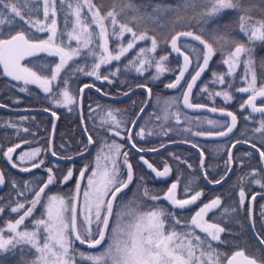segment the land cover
I'll use <instances>...</instances> for the list:
<instances>
[{"label": "snow or ice", "instance_id": "obj_1", "mask_svg": "<svg viewBox=\"0 0 264 264\" xmlns=\"http://www.w3.org/2000/svg\"><path fill=\"white\" fill-rule=\"evenodd\" d=\"M203 2L208 7L201 13V16H214L225 10H235L238 13V29L246 36L248 43L246 45L234 37L231 32H225L222 35L212 37L214 43L217 44V49H214L212 43L203 40L199 35L194 36V39L200 41L206 51L202 54V66L199 65L200 58L198 57V70L195 71L194 75H191L190 82H186L183 103L189 108L204 107V105L191 104L189 95L196 81L207 69L209 61L215 52L219 50L221 55L226 57L222 59L221 63L227 65V72L223 75L213 73V76L216 77L213 82L221 85L225 84V75L233 76L236 69L243 63L242 79L246 82V86L235 89V91L249 93V95L240 107L241 109L250 107L252 112L264 113V107L258 108L256 106L257 98H264V79L261 80V86L257 87L256 65L253 56L254 47L252 46L257 42H264V20H256L250 15L251 9L245 7V0H203ZM27 3L28 0H17V3H9L5 7H9L15 17L23 19L21 7H25ZM75 3L76 7L72 9L75 21L71 31L67 30L68 18L66 15L64 31L58 33L55 18V0H52L51 3V18H49V0H44V21L30 20L28 23L31 28L36 29L38 32L48 33L46 38H37L30 30L28 34L19 31L15 35H9L7 39H0V65H3L4 73L14 80L23 81L25 85H38L45 93H49L53 97L59 94L63 99H56L54 102L57 104L76 102V98L68 92V80L61 77V72L69 61H74V58L80 56L85 49L88 50L86 54L97 58L92 66V71L88 72L87 75L107 80L108 76L101 77L99 75L101 65L110 64L112 61H120L135 47L137 41L150 39L151 47L148 49L140 48L135 56L124 65L125 68L143 72L145 64L149 67L153 66L154 56L149 58V54L155 53L157 48V41L154 37H148L144 33L138 35L128 26V23L119 22L116 18L117 13L114 11L101 14L99 9L91 3V0H75ZM190 3H192V0H185L186 7ZM261 3H264V0H261ZM66 4L69 8L72 7L71 4H68V0H61L62 8ZM85 7L88 15L82 20L81 9ZM128 7L131 11L139 14V8L134 6L131 0H129ZM159 7L157 5L153 11H157ZM26 10L29 13L32 11L31 9ZM131 19L135 21L137 16L134 15ZM3 23V19H0V24ZM93 28L95 31L91 30ZM125 33L131 34V39L126 46L122 43V37ZM110 36L115 37L118 41L115 48L111 50L108 46ZM181 36L191 37L193 33L182 32L172 38L171 48L176 53H180V48L177 47V39ZM73 41L76 43V47H71ZM38 53L57 57L58 62L54 65L33 63L32 67L21 63L26 57H34ZM183 59L184 65L180 69L175 82L166 85V87L177 88L181 80L184 79L191 61L187 55H184ZM166 60L167 57L162 56L155 63L158 74L153 77L154 79L165 71L163 62ZM34 68L39 71H34ZM260 68L264 72V61H262ZM77 70L83 71V69ZM116 71L119 72L120 69L117 68ZM109 75H112V73H109ZM61 84L65 87L60 88ZM54 88L56 89L55 92L53 91ZM227 88L232 89L231 82L228 83ZM22 90L26 91L27 89ZM147 91L150 95L151 89H147ZM212 95L223 96L225 101H230L233 98L227 90L213 92ZM176 102V99L164 100L163 119H168V108ZM157 103H160L159 99ZM142 111L143 109H141ZM211 111L215 112L217 109L212 108ZM220 111L223 112L224 110L221 109ZM54 115L55 113H53ZM226 115L231 117V125L227 126L226 131L217 132L216 135L226 136L235 127L236 116L231 112H227ZM107 117L110 124L115 125V128L109 126L104 129L103 123H101L100 128L107 132H113L115 136H121V132L116 129L120 128L125 122L118 120L112 112H108ZM175 117L179 119V113H176ZM160 118L157 117V119ZM208 123L214 124L216 122L208 121ZM256 131L264 132V121H261L260 127ZM204 134L203 132L196 133V135ZM211 134L209 133V135ZM136 135L142 137L144 135L143 129L137 132ZM87 139L89 144L93 143L91 135ZM127 139H132L131 134L128 135ZM19 147V144L15 147H9L3 155L8 161H11L12 153ZM132 147L135 148V143L132 144ZM123 148L124 145L115 140L109 143L108 137L102 138L101 145L94 157V166L90 168L89 165H84L79 170L74 188L70 190L68 195L46 194L45 190L50 185L57 183L52 168L47 169V180L42 186L33 188L30 182H24L25 191H18L17 195L25 197V200L23 202L17 200L15 206H12L11 202L0 206V214L4 212L5 207H9L11 213L19 214L14 222L7 221L5 227H0V255L5 252L14 254L17 246L28 245L30 246L29 251L34 250V258L30 261V264H264V260L249 257L243 249L237 250L229 256L213 245V242L224 243V241H221L220 234L225 232V229L218 224L207 222L204 217L209 210L221 204L219 197L213 199L210 203L204 204L194 215L186 218L187 223L181 224V221L175 217L174 212H169L165 208L155 206L144 210V204L148 201L156 202L161 199L160 196L151 194V190L145 187L141 193V197L144 199L137 200L133 198L127 203L117 204L118 211L114 214L113 207L118 194H122L123 190L127 189L133 182L132 164L129 162L128 153L122 151ZM253 148H255V145H253ZM138 151H144V149H138ZM152 151H155V149H152ZM40 152L41 149L37 148L31 152L21 153L19 160L35 159L40 155ZM51 154L53 156L57 155L55 151H52ZM82 154L78 153V155ZM259 155L261 163L264 165V151H259ZM62 159L71 160L72 157H63ZM140 160L155 173L156 177L166 178L170 175L171 169L168 166H165L163 171H158L143 156L140 157ZM231 161L232 157L229 152V159L226 164L231 163ZM43 163V160H41L39 164H33L32 167H39ZM12 166L16 167L17 165L13 164ZM201 166H203V160H201ZM188 167H191V165H188ZM23 171H30V169L24 168ZM228 171H231V169H228ZM86 172H89L87 177H85ZM255 174L254 170L253 175ZM204 175L206 176L207 173L205 172ZM72 177L73 170L69 168L67 173L62 175L59 183L66 184ZM140 179L143 180L142 177ZM243 179L244 177H241V180ZM82 182H84L83 188L81 187ZM10 183L14 188L16 187L14 180ZM178 183L179 176L177 182L171 184L163 197L176 208L185 209L194 205L203 195L202 192L197 191L189 199H177L176 189ZM215 183L219 184L221 180H217ZM255 183L259 184L260 180H256ZM4 184V174L0 172V186ZM189 190V185L186 184L183 188V194L188 195ZM29 193L32 194L31 200L27 199ZM244 200L245 192L241 189L239 192L241 206H243ZM26 205L28 206L26 207ZM38 205L42 211L39 216L34 217L33 214L36 212ZM21 211L22 214H20ZM224 211L228 212V209L225 208ZM232 211H235V209ZM114 215L113 226L109 228L110 219ZM261 216L264 217V211L261 212ZM26 220H29L28 224L25 223ZM93 227L95 232H93ZM178 227L182 230L177 231ZM197 229L200 233L205 234L203 238L196 233ZM6 232L7 238H5ZM76 242L87 245L89 249H96L100 246L101 250L96 252L81 251L76 248ZM260 244L264 247V239H260ZM23 251L24 249L21 248L22 253ZM25 264H28V262H25Z\"/></svg>", "mask_w": 264, "mask_h": 264}, {"label": "trees", "instance_id": "obj_2", "mask_svg": "<svg viewBox=\"0 0 264 264\" xmlns=\"http://www.w3.org/2000/svg\"><path fill=\"white\" fill-rule=\"evenodd\" d=\"M9 3H17V0H0V19H3L4 21L3 24H0V39H7L9 38V35H15L19 31H24L28 34L30 30L37 38L44 39L47 37L48 33L38 32L36 29L31 28V25L28 23L30 20L44 21V0H28L26 6L21 7L23 19L15 17L11 13V9L5 7V5ZM55 3V18L57 20L58 33L64 31L66 15L68 18L67 30L71 31L75 21V17L72 14V9L76 7L75 0H68V4L72 5L71 8H69L67 4L62 8L61 0H55ZM91 3L99 9L101 14H105L108 11H114L117 13V20L121 23H128V26L138 35L144 33L148 37H154L156 39V51L155 53L149 54V58L154 56L153 66L149 67L145 64V70L143 72H137L134 69L124 67V65L135 56L140 48L148 49L151 47L150 39L137 41L135 47L130 50L125 57H122L120 61H112L110 64L101 65L99 75L101 77L108 76L107 80H104L103 78L97 79L96 76L87 75L88 72L92 71V66L97 61V58L86 54L88 50L85 49L80 56L74 58V61H69L68 65L61 72V77L68 80V92L71 96L76 98L75 103L69 104L55 103L54 101L56 99H63L59 94L53 97L51 94L45 93L35 84L25 85L24 83H11L3 78L0 73V103L19 108H44L58 114L59 122L55 138V147L58 152L66 154L67 156H73L82 152L87 145L78 116L79 92L83 85L92 84L102 92L114 96L121 95L138 86H147L151 89L154 99L157 96H165L169 94L166 85L174 80L180 70L179 61L170 54L168 49L169 41L176 33L183 30L194 32L209 43H212L214 49H217V44L214 43L212 37L222 35L225 32H231L234 37L239 41L244 42L246 45L248 43L246 36L238 29V13L235 10H225L214 16H201V13L208 7L203 0H192V3L187 7L185 6V0H131V3L139 8V14L129 9V0H91ZM157 5L160 6L159 9L153 11ZM17 6L20 7L19 4H17ZM245 7L251 9L250 15L254 19L264 20V3H261V0H245ZM26 9H31V13ZM87 15L86 7L82 8V20ZM134 15L137 16L135 21L131 19ZM49 18H51V16H49ZM9 21H11V23H9ZM178 23L182 24L179 25ZM91 30L95 31L94 28ZM65 39H67V37H65ZM130 39L131 34L125 33L122 37L123 45L126 46ZM117 43L118 41L115 37H109L108 46L110 50L114 49ZM252 46L254 47L253 56L256 65L257 87H260L261 80L264 79V72H262L260 68L262 61H264V42H257ZM71 47H76L74 41L72 42ZM162 56L167 57V60L163 62L165 71L160 73L158 78L154 79L153 77L158 74L155 63L159 61ZM224 58L226 57L222 56L220 51L217 50L211 69L199 89L196 91L193 99L197 103L227 109L235 113L239 118V128L233 140L249 141L264 151V146L261 142L246 138V135L251 134L253 123L249 120L250 114L240 107L241 103L246 99L245 93L235 91V89L246 86V82L242 79L244 69L243 63H241L236 69L233 76L229 77L225 75V84L221 85L213 82L216 79V77L213 76V73L223 75L227 72V65L221 63ZM241 59L243 60V57ZM31 61L32 63L54 65L58 62V58L43 53L40 56L27 61L25 65L32 67L33 64L30 63ZM117 68L120 69L119 72L116 71ZM77 69H83V71ZM33 70L39 71L36 68ZM109 73H112V75H109ZM229 82L232 84V89L227 88ZM64 87L63 84L60 85V88ZM25 88L27 89L26 91L22 90ZM225 90L230 92L233 97L232 100L225 101L223 96L212 95L213 92H222ZM53 91L55 92L56 89L54 88ZM145 102L146 95L142 92L136 93L123 102H108L97 94L88 92L84 97L83 115L86 129L94 141V150L88 157L77 162V166L84 161H92L94 159L97 150L101 145L102 138L108 137L110 141V137H113L111 132L104 130L109 126L115 128V125L110 124V120L107 117L108 112H112L113 115L115 114L117 117H120L119 119H122L125 122L120 128H126V131H128ZM151 109L152 107L146 112L144 118L151 114ZM0 117L2 118L0 123V134L3 136L8 147L15 143V138L18 134V122L12 121L11 119L23 118L29 132L37 133V137L41 142L45 135L50 134L52 127L51 119L43 114L10 115L0 112ZM101 123L104 124V129L100 128ZM142 124L143 123L141 122L139 128L142 127ZM136 133L134 135V141L140 148H156L164 143L176 140L166 138L164 134L159 138H151L146 135L145 139L140 140ZM66 139L69 142L68 147H65ZM233 140L227 141V148L225 150L223 149V153L219 155V158L216 160L211 157L210 151L207 148L199 144V147L203 149L207 156V167L208 165H213L216 168L214 172L211 171L210 168H206L207 174L212 181L220 180L225 176L228 170V168H226V166H228V164H226L228 161L227 151ZM224 151H226V153H224ZM128 152L130 153L129 149ZM185 154H190L195 158L193 166L197 167L199 161L198 156L193 151L184 147L172 148L159 156L149 157V159L153 164H156V161L161 158L168 159L172 166H175L174 164H176L177 166L182 167L180 159L177 158H180L181 156L184 157ZM170 155H173V158L170 157ZM233 161V173L230 179L222 187L218 189H208L202 185L201 180L198 181L197 188H199V191L202 190V200L186 212L171 208L163 198L168 184L155 182L151 175L142 168H135L136 178L133 185L120 198H125L128 201L133 198L142 200L144 198L141 197V193L146 187L151 190V194L158 195L161 199L156 202L148 201L144 204V210H147L149 207L159 206L167 209L169 212H174L175 217L181 222L182 220L187 222L186 218L192 216L199 205L210 203L213 199L219 197L221 204L215 208L209 217L212 218V221L214 222L213 224H218L225 229V232L220 234L221 241H224V243L213 242V245L220 251L227 253L229 256L233 252L243 249L248 256L257 258L258 260H264L263 250L253 239L249 230V199L256 192H264V175L260 167L259 157L253 151L239 148L234 152ZM65 169L66 168L54 169V174L57 180L55 185L56 191H54L55 194L59 193L68 195L70 190L74 188V181L67 187L60 186V176ZM75 170L77 174L79 173L80 168H75ZM174 170L176 171L175 168ZM254 170L256 173L255 175H253ZM138 177H142L143 180L141 181ZM241 177H244V179L241 180ZM173 180H176V173H174ZM256 180H260V183H255ZM42 182L43 180L40 181V185ZM241 189L245 192L243 206L239 203V192ZM15 198L18 199L19 197L16 196L15 193H11V188L9 187L3 194L0 206L7 205L9 202H11L12 206H15V202L17 201L14 202ZM262 206H264V199L257 200L254 210V225L258 235L264 239V222H262L264 217L261 216V212L264 211V208H262ZM225 208L228 209V212L224 211ZM233 209H235V211H232ZM182 214H184L186 218L181 219L183 218L181 216ZM9 219H11V212L9 207H5L4 212L0 215V223L2 224ZM28 223L29 221H27V224ZM180 230L182 229L178 227L177 231ZM199 234L202 236L201 238L205 235L203 233ZM75 246L81 251L91 252L90 250L82 249L78 244ZM21 248L24 249L23 253L21 252ZM29 248L30 246L28 245H21L17 246L14 254L12 252H5L3 255H0V264H25V262L30 264V261L34 258V250L29 251Z\"/></svg>", "mask_w": 264, "mask_h": 264}, {"label": "water", "instance_id": "obj_3", "mask_svg": "<svg viewBox=\"0 0 264 264\" xmlns=\"http://www.w3.org/2000/svg\"><path fill=\"white\" fill-rule=\"evenodd\" d=\"M182 32H191V31H180L178 33H182ZM178 33H176L173 37H176ZM196 35L197 34L193 33V36H191V37L181 36V37H179L177 39V47L180 48V53L174 52L172 50V48H171V40H172L173 37L171 38V40L169 42V46H168L169 52H170V54L173 57H175L180 62L181 68L184 65V59H183L184 55H187L189 57V60L191 61V63L188 66V70L185 72L184 79L181 80V82H180V85L177 88H168V91L169 92H177V91H180L185 86L187 80L189 78L191 79V74L192 75L195 74V72L193 73V69H194L193 60L189 56V54L186 53L181 48V44L183 42H190V43L196 45L197 47H199L203 51V53L206 51V49L200 43V41H197V40L194 39V36H196ZM202 39L205 40L204 38H202ZM41 54L42 53H38L34 57H26L25 60H23L21 63L24 64V62H26L27 60L32 59V58H35V57H37V56H39ZM215 56H216V52L213 55L212 59L209 61V64H208L207 69L204 71V73H202V75L196 81V84L192 88V91H191V93L189 95V102L191 104H193V105H204V104L194 103L193 102V96H194L196 90L199 88V86L203 82L204 78L207 76L209 70L211 69V66H212V63H213V60H214ZM202 64H203V59H202V62L200 64V66H202ZM0 66H1L2 71L4 73L3 65H0ZM196 70H198V68ZM178 75H179V72H178L177 76ZM4 76L10 82H21V83L23 82V81L14 80L12 77L7 76L5 73H4ZM177 76H176V78H177ZM176 78L174 79V81L172 83L175 82ZM190 79H189L188 82H190ZM86 85H87V87H85V85H84L81 88L82 89V92H81V89H80L79 100H78V116H79V120H80V124H81V128H82L83 135H84L85 139L87 140V147H86V149L84 151L81 152V153H83L82 155L76 154L74 156H70V157H72L71 160L62 159L63 157H60L58 155L53 156L51 154V152L54 151V149H53V141H54V137H55V134H56V131H57V125H58V116H57V114H55L53 116V113L54 112H51V111H48V110H45V109H42V108H22V109H19V108H10V107H7V106L2 105V104H0V110H3V111H5V112H7L9 114H18V115H22V114H45V115L51 117L52 120H53V127H52V133H51L50 145H49V157H50V159L52 161L68 164V163H74V162L79 161V160H81L83 158H86L87 156H89L93 152V149H94V141H93L92 144H89L88 139H87V137L89 136V133H88V131L86 129L85 121H84V115H83L84 96L88 92H93V93L97 94L102 99H104L105 101H108V102H123V101H126L127 99H129L130 97H132L133 95H135L136 93L142 92V93H144L146 95V102H145L144 106L142 107L143 111L141 112V110H140V112L138 113L137 117L133 121L134 123H132V125L130 126V129H129L128 133L127 134L121 133V136H115L114 133H112V135H113L114 138H116V139H118V140H120L122 142H127L129 148L134 153H136L137 155H139V163L144 167L145 170H147V172L154 178L155 181L160 182V183H168V182H170L172 180V178H173V169H172V167L170 165H166V166H168L171 169L170 175L168 177H166V178L156 177L155 176V173L151 169L147 168V166L140 160V157L143 156L145 160H147L150 164H152L146 158L147 155H159V154H161V153H163V152H165V151H167V150H169L171 148H177V147L188 148V149L196 152L199 155V158H200V163H199L200 176H201V179L203 181L204 186L207 187V188H209V189H218V188L222 187L230 179V177H231V175L233 173V170H234L233 155H234L235 150H237L239 148H248V149H250L253 152H255V153L258 154L259 160H260V167H261V170H262V172L264 174V165H262V163H261V157L259 155V151H262V150L259 147H257V146H255V148H253V145L254 144H252L250 142H247V141H243V140H237V141H235V142L232 143V145H231V147L229 149V152L231 153L232 161H231V163H229V168H228V169H231V171H227V173L225 174V176L223 177V179H221V183H219V184L211 181L208 178L207 175L206 176L204 175V173L206 172V169H205L206 156H205L204 152L198 146L194 145L191 142L182 141V140L181 141H171V142H168V143H166V144H164V145H162V146H160L158 148H153V149H155V151H152V149H144V151H138V149H140V148L137 147L136 144H135V148L132 147V144L135 143L133 141V133H134L135 129L138 127V125L140 124V122H141L143 116L145 115V113L151 107V104H152V94L149 95V93L147 91V89H149V88L147 86H138V87H135V88L129 90L128 92L124 93L121 96H112L110 94H106V93L102 92L100 89H98L97 87H95V86H93L91 84H86ZM185 91H186V88H185L184 92ZM261 101H264V98L258 97L257 100H256V106L258 108L259 107H264V106L258 105ZM181 108L187 114H190V115H193V116H196V115H205V116H209L211 118L223 119V120H226L228 122V126L231 125V117L227 116L226 113L227 112L233 113L232 111L223 109L224 111L221 112L220 110L222 108H217V107L208 106V105H204L203 108H195V107L189 108V107H187L183 103V96H182V99H181ZM212 108H216L217 111H215V112L211 111ZM245 108H246L247 111L252 112L250 107H245ZM254 113L264 115V113H260V112H254ZM233 114L236 116L237 122H236V125L233 128L232 132L228 133L226 136H219V135H216L215 133H212L211 135L207 134L206 135V140H208V141H216V142L219 141L220 142V141H226V140L232 138L236 134L237 129H238V126H239L238 117H237V115L235 113H233ZM226 130H227V128L225 130H223V131H226ZM129 134H131V137H132L131 140H128L127 139V137H128ZM233 145H235V146L233 147ZM15 152L12 153V158H13V155L15 154ZM228 159H229V154H228ZM201 160H203V166H201ZM8 162H9V164L11 166L14 164L12 160L11 161H8ZM164 167L162 169H158V168H156L153 165V168H155L158 171H163L164 170ZM13 168L16 169L17 171H20V172H23V173H27V172H30L33 169H35V168H28V169H30V171H23L22 168H19L17 166L16 167H13ZM71 169L73 170V177L66 184H62L63 186L71 183L73 181V179H74V168H71ZM0 172H2L1 171V168H0ZM133 180H134V173H133ZM132 184H133V182L128 186L127 189L123 190V193L122 194H124L125 192H127L130 189V187L132 186ZM5 186H6V182H5V184L3 186H0V191H3L4 188H5ZM122 194H118L117 200L119 199V197ZM253 197H255V199H253ZM176 198H177V195H176ZM259 199H264V193H261V192L255 193L251 197V199H250V203H249V230H250V233H251V236L253 237V239L259 244V246L262 248V250L264 252V247H262L261 244H260V239H262V238L259 235H257L258 233H257V231L255 229V225H254V208H255L256 201L259 200ZM165 201L171 207H173L175 209H179V208H176L173 205H171V203L169 201H167L166 199H165ZM116 202L117 201L114 202L113 212H114V208H115ZM211 210H209L207 212V214ZM111 219H110V222H109V226H110V223H111ZM79 246L81 248H83V249H86V250H98L100 248V246H98L96 249H89L87 247V245H82L80 243H79Z\"/></svg>", "mask_w": 264, "mask_h": 264}, {"label": "rangeland", "instance_id": "obj_4", "mask_svg": "<svg viewBox=\"0 0 264 264\" xmlns=\"http://www.w3.org/2000/svg\"><path fill=\"white\" fill-rule=\"evenodd\" d=\"M51 15H52V13H51V0H49V16H51ZM178 24L180 25L182 23H178ZM183 31H185V30H183ZM181 47L192 58L193 65H194V70H196L198 68L197 58L198 57L200 58L199 59V65H200L201 62H202L203 51L199 47H197L196 45H194V44H192L190 42H183L181 44ZM31 64H33L32 61H31ZM105 65H107V64H105ZM183 92L184 91H180V92H176V93L167 94L165 96H157L156 98L153 99V106H152V109H151V114L149 116H146L143 119L142 127L138 128L139 131L141 129H143V132H144V135L142 137L139 136V139L140 140L145 139L146 135H147V137H151V138H153V137L154 138H159V137H161L162 134H164L166 136V138H169V139H182V140L191 141V142L192 141H197L202 146L207 148L210 151L211 157L214 160H216L217 158H219V155H221L223 153V149L225 150L227 148V142L207 141L204 137L208 133H215V132L224 130L228 126V123H227V121H224L223 119H214V118H211V117L199 116V115L198 116H193V115H190V114H187L186 112H184L182 110V108H181V99H182V96H183ZM248 95H249V93H245V96H246L245 101L247 100ZM158 99L160 101L159 104L157 103ZM165 99H176V101H177L176 103L172 104L168 108L169 115H168V119L167 120L163 119V114H164L163 113V108H164V103L163 102H164ZM243 109L246 110V108H243ZM176 113H179V119H176V117H175ZM247 113L250 114L249 115L250 116L249 120H251V122L253 123V125H252L253 129H252L250 135H246V138L261 142L262 145L264 146V132H257L256 131V129L260 127L261 121H264V116L257 115L255 113L249 112V111H247ZM114 116H116V115L114 114ZM157 117H161V118L157 119ZM116 118L118 120H120L119 119L120 117L116 116ZM11 120L18 122V120L21 121L22 119L19 118V119H11ZM208 121H215L216 123L210 124V123H208ZM116 130L120 131L121 133H126L127 132L126 128L125 129L124 128H117ZM198 132H203L205 134L204 135H196V133H198ZM112 133L113 132H111V135H112ZM112 140H115L118 143L123 144L124 148L122 149V151H126L128 153V148L125 145V143H123L122 141H120V140H118V139H116L114 137H112V138L110 137L109 143H111ZM34 149H37V147L36 148H32L30 150H27L24 153L31 152ZM39 149H41L40 155H38L37 157H35V159H32V160H29V159L26 158L24 161H20L19 160V156L20 155H18L17 156V160H19L21 162L20 165H22V166L25 165L26 166V165H30V164H35L37 162H40L41 160L44 161L46 159V157L44 156L45 150L40 148V147H39ZM224 153H226V151H224ZM170 157L173 158V155H170ZM179 159H180V162L182 164V167L177 166L176 164H174L175 166H173V167L176 169V171L174 170V168H173V170H174V173H176V180H173L172 182H170L168 184L167 189L171 186L172 183L177 182V177L179 176V183H178V188H177L178 198L179 199H189L192 194H194L195 192L199 191V188H197L198 187L197 185H198V181L200 180V176L197 173L198 171H197L196 166H193V164L195 162V158L192 155L185 154L184 157L181 156ZM93 162H94V159L92 161H84V162H82V164L80 165L81 166L80 169H82L84 167V165H89V167L91 168L92 166H94ZM167 163L171 164V162L168 159L166 160V162L163 161V164H167ZM211 164H213V163H211ZM188 165H191V167H188ZM208 167L213 172L216 170V168L213 165H208ZM226 168H228V166H226ZM47 169L48 168H43V170L46 173V175L41 173L40 181L43 180V182L40 185V181H39V185L38 186H42L43 183L47 180V175H48ZM53 170H54V168H52V172H53ZM78 175H79V173L76 174V170H75L74 171V179H73L74 185L76 183ZM88 175H89V172H86L85 173V177H87ZM124 175H125V179H126V172H125ZM138 179H140V177H138ZM25 182H29V180H27ZM30 183H31L32 186L35 184V182H30ZM186 184L189 185V189H190L188 195H184L183 194V188H184V186ZM55 185L56 184L50 185L49 188L45 190L46 194H49V193L50 194H55V192H54V191H56ZM36 187L37 186L35 185L33 188H36ZM81 187L82 188L84 187V182L81 183ZM12 188H14V187H12ZM19 191H25L24 182L22 184V187H20ZM199 192H202V190H200ZM16 196H18V195H16ZM18 197H19L18 199L15 198L14 202L16 200H19L21 202H23L25 200V197H21V196H18ZM27 197H29V198H27L28 200H31L32 199V194L29 193ZM1 201L2 200L0 199V203H1ZM127 202H128L127 199L119 198V200L117 201L116 206H115L114 214L118 211L117 204L127 203ZM202 205H204V204H201L200 206H202ZM27 206L28 205H26V207ZM22 211H21L20 214H22ZM41 211H42V209L38 205L36 212L33 214L34 217L39 216ZM18 215L19 214L11 213V219L6 220L4 223H2L0 225V227H5L7 221H13L14 222V220L18 218ZM181 216L183 217L181 219L186 218V216L184 214H182ZM114 219H115V215L112 218L110 228L113 226ZM27 221H29V220L25 221L26 224H27ZM207 221L209 223H214L212 221L211 217H209L207 219ZM184 223H187V222L182 220L181 224H184ZM78 227H79V219H78ZM93 232H95V228L94 227H93ZM196 233L198 235H200L197 231H196ZM5 238H7V232L5 233ZM76 244H79V242H76ZM99 250H101V249H99ZM99 250H92L91 252H96V251H99Z\"/></svg>", "mask_w": 264, "mask_h": 264}, {"label": "flooded vegetation", "instance_id": "obj_5", "mask_svg": "<svg viewBox=\"0 0 264 264\" xmlns=\"http://www.w3.org/2000/svg\"><path fill=\"white\" fill-rule=\"evenodd\" d=\"M27 62V61H26ZM25 62V63H26ZM25 65V64H24ZM0 73L2 74V77L3 78H5V76H4V74H3V71H2V68H1V66H0ZM192 75V74H191ZM0 77H1V75H0ZM6 79V78H5ZM190 79V78H189ZM188 79V80H189ZM7 80V79H6ZM188 80H187V82H188ZM11 83H20V84H23L24 82H11ZM150 89V88H149ZM131 90V89H130ZM185 90V87H183L180 91H184ZM129 91V90H128ZM128 91H126V92H128ZM180 91H177V92H180ZM126 92H124V93H126ZM123 93V94H124ZM171 93H176V92H171ZM171 93H169V94H171ZM123 94H121V95H123ZM151 94H152V91H151ZM121 95H116V96H121ZM112 96H114V95H112ZM85 97V96H84ZM152 97H153V94H152ZM194 103H197V102H195V101H193ZM0 104H2V105H5V104H3V103H0ZM197 104H203V103H197ZM204 105H206V104H204ZM259 105H264V102H262V103H260ZM5 106H7V105H5ZM209 106V105H208ZM7 107H10V108H19V107H12V106H7ZM152 107V106H151ZM26 108H31V107H26ZM19 109H22V108H19ZM42 109H44V108H42ZM45 110H47V109H45ZM48 111H50V110H48ZM0 112H4V113H7V112H5V111H3V110H0ZM51 112H53V111H51ZM55 113V112H54ZM7 114H9V113H7ZM55 114H57V113H55ZM10 115H18V114H10ZM22 115H26V114H22ZM43 115H45V114H43ZM47 116V115H46ZM57 116H58V114H57ZM197 116V115H196ZM49 117V116H48ZM50 119H51V121H52V127H53V120H52V118L51 117H49ZM1 120H2V118L0 117V123H1ZM58 122H59V117H58ZM52 127H51V131H50V134L49 135H45L44 137H43V140H42V142L39 140V138L37 137V133H34V132H29V129L27 128V126L25 125V121H24V119L22 118V120L21 121H19L18 120V125H17V130H18V134H17V136H16V138H15V143L13 144V145H11V146H9V147H15L17 144H19L20 145V147L19 148H17V150H16V152H15V154L13 155V158H12V161H13V163L14 164H16L17 165V167H19V168H22V169H24V168H33L32 167V165L33 164H30V165H20L21 164V162L19 161V160H17V156L18 155H20L21 153H24L25 151H27V150H30V149H32V148H42V149H44L45 150V153H44V156L46 157V159L43 161L44 163L43 164H40V166L39 167H36L35 169H33L32 171H30V172H27V173H23V172H20V171H17L16 169H14L10 164H9V162L7 161V159H6V157L3 155V153L4 152H6L7 151V148H9L7 145H6V141L4 140V138H3V136L0 134V168H1V171L3 172V174H4V178H5V182H6V186H5V188H4V190L3 191H0V197H2L3 198V194L7 191V189L10 187L11 188V192L12 193H15L16 195H17V192L19 191V189H20V187H22V184H23V182H25V181H27V180H29V182H35V184L33 185V187L36 185V186H38L39 185V181H40V176H41V173L42 174H44V175H46V173L44 172V170H43V168H66L65 169V171L61 174V176H60V179H61V177H62V175H65L66 173H67V170L69 169V168H74V171H75V168H81V164H79L78 166H77V162H80L81 160H83V159H81V160H79V161H76V162H74V163H68V164H66V163H59V162H55V161H52L51 159H50V157H49V145H50V138H51V133H52ZM57 128H58V125H57ZM139 127H137V129H135V131H134V133H133V141H134V135H135V133L136 132H139V129H138ZM130 129V128H129ZM226 129V128H225ZM26 130V131H25ZM129 131V130H128ZM128 131L126 132V133H123V134H127L128 133ZM56 134H57V131H56ZM56 134H55V137H54V141H53V149H54V151L56 152V154L58 155V156H60V157H70V156H67L66 154H62V153H60V152H58L57 151V149H56V147H55V138H56ZM205 139H206V135H205V137H204ZM229 140H233V139H229ZM228 140V141H229ZM87 141V140H86ZM227 141V140H226ZM226 141H224V142H226ZM135 142V141H134ZM233 142V141H232ZM231 142V143H232ZM123 143H125V145L127 146V142H123ZM192 143H194L195 145H197L198 147H199V142H197V141H194V142H192ZM68 145H69V142H68V140L66 139L65 140V147H68ZM201 145V144H200ZM231 145V144H230ZM86 147H87V145H86ZM127 148H129L128 146H127ZM200 148V147H199ZM230 148V147H229ZM86 149V148H85ZM84 149V150H85ZM142 149H146V148H142ZM188 149V148H187ZM202 149V148H201ZM83 150V151H84ZM190 150V149H189ZM168 151V150H167ZM167 151H165V152H167ZM192 151V150H191ZM202 151H203V149H202ZM165 152H163V153H165ZM194 152V151H193ZM204 152V151H203ZM197 156H198V166L196 167V168H198V175L200 176V171H199V163H200V158H199V155L196 153V152H194ZM162 154V153H161ZM205 154V153H204ZM160 155V154H159ZM159 155H147L146 156V158L150 161V159H149V157H152V156H159ZM205 156H206V154H205ZM128 159H129V162L132 164V169H133V173H134V180H135V178H136V175H135V168H142L143 170H145L144 169V167L139 163V155H137L136 153H134L133 151H131L130 150V153L128 152ZM157 160V159H156ZM163 161H165L166 162V160L165 159H159V160H157L156 161V164H154L155 165V167L156 168H158V169H162L164 166H166V165H170L172 168H174L171 164H169V163H167V164H163ZM151 162V161H150ZM40 162H37V163H35V164H39ZM152 163V162H151ZM205 168H209V167H207V156H206V163H205ZM228 168H229V164H228ZM146 171V170H145ZM53 173H54V170H53ZM206 173H207V171H206ZM263 173V172H262ZM264 175V174H263ZM207 176H208V174H207ZM209 177V176H208ZM173 179H174V170H173V178H172V181H173ZM210 179V178H209ZM15 181L16 182V187L15 188H12L13 186H12V184L10 183L11 181ZM134 180H133V183H134ZM200 180H201V182H202V185L204 186V184H203V181H202V179H201V176H200ZM211 180V179H210ZM60 181V180H59ZM171 181V182H172ZM70 184V183H69ZM164 184H167V183H164ZM60 186L61 187H66V186H68V184L67 185H65V186H63L62 184H60ZM19 187V188H18ZM205 187V186H204ZM205 188H207V187H205ZM209 189V188H208ZM256 193H258V192H256ZM261 193H264V192H261ZM176 195H177V197H178V192H177V189H176ZM254 195V194H253ZM252 195V196H253ZM251 196V197H252ZM251 197H250V199H251ZM179 199V198H178ZM250 199H249V203H250ZM202 200V196H201V198H200V200L198 201V202H200ZM198 202H196V204H198ZM196 204H194V205H192V206H189V207H186L185 209H175V208H173V207H171L170 205V207L171 208H173V209H175V210H180V211H182V212H186L187 210H189V209H192L194 206H196ZM256 204V203H255ZM116 206V205H115ZM200 206V205H199ZM201 207H203V205L202 206H200V207H198L197 208V210H195V212L196 211H198L199 210V208H201ZM215 210V208H213L205 217H204V219L207 221V219L209 218V216L213 213V211ZM254 210H255V208H254ZM195 212L193 213V215L195 214ZM112 221V220H111ZM208 222V221H207ZM1 224V223H0ZM111 225V224H110ZM110 228V227H109ZM197 232H199V230L197 229L196 230ZM200 233V232H199ZM262 249V248H261ZM263 255H264V252H263Z\"/></svg>", "mask_w": 264, "mask_h": 264}, {"label": "bare ground", "instance_id": "obj_6", "mask_svg": "<svg viewBox=\"0 0 264 264\" xmlns=\"http://www.w3.org/2000/svg\"><path fill=\"white\" fill-rule=\"evenodd\" d=\"M182 139H176L175 141H181ZM182 141H186V140H182ZM247 142H249V141H247ZM168 143V142H167ZM251 143V142H250ZM164 144H166V143H164ZM164 144H162V145H164ZM194 144V143H193ZM253 144V143H252ZM162 145H160V146H162ZM195 145V144H194ZM255 145V144H254ZM127 146H128V144H127ZM160 146H158V147H160ZM197 146V145H196ZM256 146V145H255ZM129 147V146H128ZM158 147H156V148H158ZM258 147V146H257ZM140 148V147H139ZM129 150H131L130 148H128ZM140 149H142V148H140ZM201 149V148H200ZM245 149H248V148H245ZM94 150V149H93ZM202 150V149H201ZM248 150H250V149H248ZM132 151V150H131ZM250 151H252V150H250ZM81 153V152H80ZM255 154H257V153H255ZM258 155V154H257ZM259 157V156H258ZM132 187V186H131ZM130 187V188H131ZM126 193V192H125ZM124 193V194H125Z\"/></svg>", "mask_w": 264, "mask_h": 264}]
</instances>
